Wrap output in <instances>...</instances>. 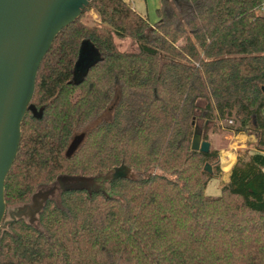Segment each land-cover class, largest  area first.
<instances>
[{
	"label": "trees",
	"instance_id": "16d2710c",
	"mask_svg": "<svg viewBox=\"0 0 264 264\" xmlns=\"http://www.w3.org/2000/svg\"><path fill=\"white\" fill-rule=\"evenodd\" d=\"M263 5L160 0L151 25L125 0H93L39 69L5 201L43 200L34 223L8 211L0 264H264ZM199 121L256 138L218 197L206 188L219 152L191 148ZM116 170L136 176L111 179V194L58 183Z\"/></svg>",
	"mask_w": 264,
	"mask_h": 264
},
{
	"label": "water",
	"instance_id": "95a60500",
	"mask_svg": "<svg viewBox=\"0 0 264 264\" xmlns=\"http://www.w3.org/2000/svg\"><path fill=\"white\" fill-rule=\"evenodd\" d=\"M92 1L0 0V230L8 224L5 185L19 152L22 123L31 109L41 64L59 34L76 22ZM84 75L74 72L73 82ZM84 137L81 134L72 140L67 157L77 151ZM191 148L208 153L211 144L196 131ZM205 171L212 174V167L207 164ZM119 176L123 175L112 179ZM63 179L58 180L61 189L86 188L67 186ZM20 216L16 213L13 218Z\"/></svg>",
	"mask_w": 264,
	"mask_h": 264
},
{
	"label": "rangeland",
	"instance_id": "374dc122",
	"mask_svg": "<svg viewBox=\"0 0 264 264\" xmlns=\"http://www.w3.org/2000/svg\"><path fill=\"white\" fill-rule=\"evenodd\" d=\"M125 1L128 2L132 6V8H134L138 13L142 14L143 16H146L151 25H155L159 21L157 9L159 8L160 0H125ZM261 12L264 15L262 10ZM85 20L86 21L97 20V16L93 12H89L85 17ZM117 47L119 48V50L123 52H132L135 51L136 49V45L130 40L117 41ZM221 125L223 127H227L230 126V122L224 121L221 123ZM196 131L201 134V137L207 135L208 141L211 144V148L219 152V165L221 172H223L222 164L220 163V156H222V151L236 153L238 150V146L240 145V142L235 139H230V136H233V134L230 133L229 131L225 129L223 130L216 128V131L214 132V127L210 126L209 128H206L205 125H203V122L201 121L197 123ZM245 135L254 136L249 134H245ZM255 148H256V138L254 141H247L246 148L239 150L238 153L247 150L253 151L255 150ZM114 175L135 177L136 172L132 170L130 171L123 170L118 172L116 170L110 173L100 175L95 178L66 177L63 180L67 186H74V187L84 186L92 191L100 190L106 194H111L109 190V183ZM54 191H55L54 195H58L59 189L55 188ZM206 195L210 197H218L221 195V190L219 188V180L214 179L208 184L206 188ZM37 200L38 202L32 203L31 205H29V208L27 209L24 206L10 207L9 209L7 208V213L9 210H13L15 212L21 213V215L27 222L34 223L37 220V211L39 209V206L41 205V201L43 200V195L38 197ZM6 220H8V216L5 217V221Z\"/></svg>",
	"mask_w": 264,
	"mask_h": 264
},
{
	"label": "crops",
	"instance_id": "0c3cea01",
	"mask_svg": "<svg viewBox=\"0 0 264 264\" xmlns=\"http://www.w3.org/2000/svg\"><path fill=\"white\" fill-rule=\"evenodd\" d=\"M262 11L264 13V5L262 8ZM230 139H235V140L239 141L240 145L238 146V150L236 153L222 151V156H220V163L222 164V171L223 172H222L221 179H217V180H219L220 190H221V185L228 183L230 180L231 170L237 161L238 151L246 148V142L247 141H254L255 140L254 136H247L245 134L233 135V136H230ZM228 163L230 164V167H229L230 170H228V172H227L224 168L226 166L225 164H228Z\"/></svg>",
	"mask_w": 264,
	"mask_h": 264
},
{
	"label": "bare ground",
	"instance_id": "6f19581e",
	"mask_svg": "<svg viewBox=\"0 0 264 264\" xmlns=\"http://www.w3.org/2000/svg\"><path fill=\"white\" fill-rule=\"evenodd\" d=\"M228 162H229V161H228ZM225 165H226V166H225V168H224V169H225V170L228 172V170H230V169H229V167H230V164L228 163V164H225Z\"/></svg>",
	"mask_w": 264,
	"mask_h": 264
},
{
	"label": "flooded vegetation",
	"instance_id": "af4514ba",
	"mask_svg": "<svg viewBox=\"0 0 264 264\" xmlns=\"http://www.w3.org/2000/svg\"><path fill=\"white\" fill-rule=\"evenodd\" d=\"M38 201V200H37ZM28 208H29V206H27ZM27 207H26V209H27ZM17 212H11V213H9V214H11L12 216H14L15 214H16ZM6 216H7V214H6Z\"/></svg>",
	"mask_w": 264,
	"mask_h": 264
}]
</instances>
